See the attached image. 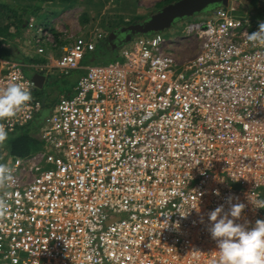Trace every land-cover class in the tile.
I'll return each instance as SVG.
<instances>
[{"label": "built area", "instance_id": "built-area-1", "mask_svg": "<svg viewBox=\"0 0 264 264\" xmlns=\"http://www.w3.org/2000/svg\"><path fill=\"white\" fill-rule=\"evenodd\" d=\"M49 20L30 35L48 61L36 66L84 73L50 106L21 61L0 58V87L32 97L0 124L10 134L40 118L42 142L0 156L12 172L0 264H213L211 210L242 203L234 222L264 219L249 200L264 199V45L247 40L260 20L215 7L182 22L184 37L137 35L86 66L101 37Z\"/></svg>", "mask_w": 264, "mask_h": 264}, {"label": "rangeland", "instance_id": "rangeland-1", "mask_svg": "<svg viewBox=\"0 0 264 264\" xmlns=\"http://www.w3.org/2000/svg\"><path fill=\"white\" fill-rule=\"evenodd\" d=\"M10 1L11 0H8V2ZM168 1L169 0H75L71 6H64L58 0H55L54 3H44L42 7L43 10L48 13L53 12L55 14L51 18H56L57 20L54 26L55 28L53 29L56 32H59V30H66L65 33L69 34L71 39L77 35H94L102 39L109 32V28L116 29L119 27L116 26V22H120V26H124L140 21L150 14L155 13L162 5L167 4ZM225 8L232 16L237 18L246 16L253 17L256 12L262 13L260 9L264 8V0H229ZM210 11L211 10L184 18L183 20L175 21L168 29L174 31L171 32L172 34L178 37H184L182 22L195 20L197 16V19H199ZM48 18L49 15L31 17L30 20L32 19V21L20 31L19 36L12 40V44H7L5 46V48H8L12 52L11 59H17L25 65V74L33 72V74L38 73L44 76L45 81L42 88L39 90V94L46 98V101H50L53 98L57 99L59 96L58 94L66 93L69 89L71 90L77 78L82 73L80 70H72L68 74H61L52 67L41 70L36 64L29 66V62L32 60L39 61L41 57L36 55L35 49L31 44L30 35L33 33L34 26L41 23L50 25L51 20ZM190 53V51H182L177 57L180 60H184ZM114 60L115 59L111 58L108 61ZM82 61H85L84 64L86 65L106 62L104 58H98L93 53L86 54ZM1 152L3 153L4 150Z\"/></svg>", "mask_w": 264, "mask_h": 264}, {"label": "clouds", "instance_id": "clouds-1", "mask_svg": "<svg viewBox=\"0 0 264 264\" xmlns=\"http://www.w3.org/2000/svg\"><path fill=\"white\" fill-rule=\"evenodd\" d=\"M247 40L264 45V20L258 22L257 30L247 34ZM31 98L29 89L15 80L0 87V120L14 116ZM7 138L8 131L0 124V144ZM11 180V169L0 163V188L6 187ZM249 200L254 207L264 208V199ZM3 207L0 201V208ZM243 208L242 203L231 204L224 212L223 205H218L208 213L210 226L207 230L216 244L213 264H264V219H256L250 227L247 220L243 224L234 222Z\"/></svg>", "mask_w": 264, "mask_h": 264}, {"label": "trees", "instance_id": "trees-1", "mask_svg": "<svg viewBox=\"0 0 264 264\" xmlns=\"http://www.w3.org/2000/svg\"><path fill=\"white\" fill-rule=\"evenodd\" d=\"M58 1L64 6H71L75 2V0ZM171 1L172 0H169L167 3ZM48 2L54 3L55 0H11L10 2H8V0H0V58H11V50L5 48V46L7 44H12V40L19 36L20 31L30 21H32V19L30 20L31 17L49 15V18H51L55 15L53 12L48 13L47 11L43 10L42 5ZM120 25V22H116V26ZM111 30H113V28L108 29L109 32ZM104 38L99 40L96 43L95 48L86 54L88 55L93 53L98 58H104V60L107 62L109 59H115L117 57L120 47L117 49H112L109 44H105L103 42ZM85 55L83 58H85ZM82 60L80 65L86 66V64H84L85 61L83 62ZM74 70L82 71L81 75L84 73V69L77 68ZM69 90L67 91L69 92ZM56 100V98L50 100L49 105L51 106ZM39 126L40 118L22 127H17L13 132L8 134L6 141L0 144V156L2 154L23 156L40 149L42 142L38 134ZM2 150H4L3 153L1 152Z\"/></svg>", "mask_w": 264, "mask_h": 264}, {"label": "water", "instance_id": "water-1", "mask_svg": "<svg viewBox=\"0 0 264 264\" xmlns=\"http://www.w3.org/2000/svg\"><path fill=\"white\" fill-rule=\"evenodd\" d=\"M228 1L229 0H173L140 21L119 26L111 30L106 34L103 42L109 44L112 49H117L131 40L134 36L164 31L173 25L175 21L198 15L215 7H225ZM31 78L38 88H42L45 81L42 74H32Z\"/></svg>", "mask_w": 264, "mask_h": 264}, {"label": "crops", "instance_id": "crops-1", "mask_svg": "<svg viewBox=\"0 0 264 264\" xmlns=\"http://www.w3.org/2000/svg\"><path fill=\"white\" fill-rule=\"evenodd\" d=\"M260 7V6H259ZM260 11H262V13L260 14V12H256L254 15H253V17L252 18H256V19H259L260 21L261 20H264V8L263 9H260ZM208 13V12H207ZM206 13V14H207ZM205 14V13H204ZM202 16V15H201ZM200 16V17H201ZM247 17V16H246ZM198 18V16L196 17V19ZM40 60H44L43 59V57H40ZM31 61V62H29V66H31V65H39V64H41V63H44V62H48L46 59H45V61ZM50 65H52V64H50ZM33 74V72H30L28 75H32ZM38 88V87H37ZM38 89H40V88H38ZM46 114V111L44 110L43 112H42V116H44Z\"/></svg>", "mask_w": 264, "mask_h": 264}]
</instances>
